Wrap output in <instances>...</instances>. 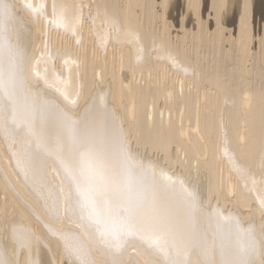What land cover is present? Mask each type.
<instances>
[{"label":"bare ground","instance_id":"6f19581e","mask_svg":"<svg viewBox=\"0 0 264 264\" xmlns=\"http://www.w3.org/2000/svg\"><path fill=\"white\" fill-rule=\"evenodd\" d=\"M0 264H264V0H0Z\"/></svg>","mask_w":264,"mask_h":264}]
</instances>
